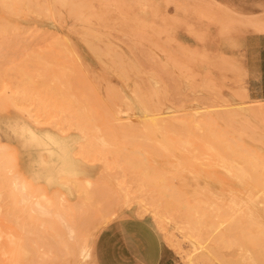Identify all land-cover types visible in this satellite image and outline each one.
<instances>
[{
    "label": "rangeland",
    "instance_id": "obj_1",
    "mask_svg": "<svg viewBox=\"0 0 264 264\" xmlns=\"http://www.w3.org/2000/svg\"><path fill=\"white\" fill-rule=\"evenodd\" d=\"M0 1L3 2L0 3V69L2 67V69L6 68V70H4L5 72L2 69V72L0 71V82L2 81L4 84L7 83V85H4L2 82V84L0 83V104L3 105H1L2 108L0 107V143L6 147L5 150L9 155L8 161H10L7 164V172L9 173H7L8 178L6 182L8 185L6 184L5 187L7 188L4 189L6 191L9 189L14 190L16 193V190L19 189L16 195L18 200L22 202L20 206H25L24 208L32 207L30 209L33 210L34 207H37L35 208L37 210L33 212L34 214L32 213L34 215L33 217L36 219L35 222L31 221L32 225L29 224L30 219L26 216L28 210H26V215L23 214L21 217L20 214V218L16 220V215L19 214H15L16 210L8 211V209H5V207L7 208L6 203H4L5 207H1V209H3L2 212L6 210L8 214L5 212L2 214L3 219L0 218V260H3L4 264H26L27 262L32 264L31 261H37L38 259L36 260V258L40 256L38 257L40 258L39 263H42L47 257L43 262H47V264H60V262L62 264H160L162 255L159 258L155 255V251L157 249L159 250L160 247L162 253H167L172 258L173 264H186L185 252L194 257L196 264H229L232 260L233 262L230 264H241L242 261H236L242 260V258H240L243 248L242 234L240 233L242 232V225H234L235 223L233 224L231 221L237 222L241 218V210L245 208V203L249 201L250 197L256 200L255 204L251 205V208L257 213L264 215V113L258 112L257 114L254 109V106L256 107L257 105L264 104V98L251 92L250 81L245 65L244 47V42L247 38L264 33V0H68L67 3L66 0H37L38 3L35 2L36 0ZM31 1L34 3L32 2L31 4ZM2 6H4L5 9ZM14 29L20 34H16ZM9 32L10 34H8ZM7 35L10 38H8ZM14 37H16L18 41H16L17 39ZM22 39L25 40L24 43L26 44L22 42L25 46L21 43V41H23ZM6 40L10 43L3 42ZM44 41L46 45H44ZM20 43L21 47H18ZM27 44L29 45L28 48L26 46ZM29 48H31V50ZM43 48L45 50L48 48L46 50L48 53L43 51ZM129 48L133 49L131 50ZM104 50L108 53L106 54ZM142 51L146 55L142 53ZM43 52L49 59L44 56ZM20 53L23 54L21 55ZM36 53L38 54L37 56H35ZM24 54H26L27 57L30 56L29 58L31 61H29L27 57H24L26 56ZM40 54L43 55V59L49 60V62L50 59H52L55 65L49 63L48 66H40L42 63L41 60L39 59L40 61H37ZM20 57H22V59ZM139 58H142L141 60L143 62ZM34 59L36 61H33ZM20 60H22L21 63ZM46 60L43 62L45 63ZM12 61L13 63H11ZM30 62L32 63L28 64ZM35 62H38L37 64L39 65H36L37 69L39 67L48 69L47 72L49 73H47L45 69H42L46 72L45 76L48 74L47 77H51L50 74H52L53 77L51 78H55L54 82L58 83V86L56 85L57 91L53 90V93L51 92L52 90L48 91L50 87L47 86L51 85L46 84L48 81L44 82V78L42 77L43 71H39L38 73L35 69L36 67H32L34 69L29 71L31 70L30 65L33 66ZM47 62L45 64H47ZM121 65L124 68H128V66L132 67L127 71V68L122 69L123 67ZM15 66H17V71L15 70ZM47 67H50V69ZM134 67L136 72L134 71ZM12 68H14V72H12ZM7 70H9V74L11 75L8 74ZM19 70L23 72L20 71L19 73ZM66 70L70 75H68V73L66 74ZM137 70L139 71L138 73ZM33 71H36V74ZM70 71H74V73ZM121 72H124L125 76L124 73ZM15 73L18 74L16 75ZM60 73L62 74L59 77L62 76L64 79L58 78L57 80L56 75ZM1 74L4 76L3 78ZM21 74H25V76ZM65 74L68 78L64 76ZM28 75L34 76L31 79ZM35 75L37 76L35 77ZM75 76L76 79L74 78ZM130 76H132V78ZM18 77L20 79H18ZM23 77L27 78H24L25 82L27 80L26 84L22 81L24 80ZM60 79L63 81L65 80L68 85H66L67 83L64 84L61 82L63 84H61V86L59 83ZM69 79L72 82H70ZM12 80L17 83L15 84ZM32 80L34 82H32ZM48 80L50 81V79ZM28 81H31L33 84L29 85ZM137 81L139 82L137 83ZM51 82L52 86H55L53 80L50 81V84ZM44 83L46 86H44ZM72 83L73 85L71 86ZM77 83L81 85L78 86ZM35 85L37 86L35 87ZM65 85L66 87H63ZM3 86L5 87L3 88ZM76 86H78V88ZM13 87L14 89L19 87V89H16L19 93V97L18 95L15 96V94L18 93L12 89ZM112 87L115 88L112 89ZM88 88H91L90 91ZM118 88L120 90H118ZM20 89L22 91L24 90L23 94L27 93V95L21 94L22 91H20ZM44 89L46 91H44ZM59 89H62L67 95L70 94L69 97H73L71 100L68 99L71 103H68V101L65 103L66 101L61 100L64 99L62 97L59 99L56 98L57 95H54V93H60ZM68 89H72V91ZM141 89L144 90V92ZM5 92L7 94L10 92L12 94L9 93L5 95ZM33 92L35 97L31 98L34 96L32 94ZM29 94H31L30 97ZM84 96H88V99L83 98ZM42 97L46 100L44 99L42 101ZM4 98L6 100H4ZM24 98H26L28 104L25 103V100H23ZM52 98L54 99L53 101ZM34 99L38 102L34 101ZM47 99H49V104H47ZM55 99H57V101H55ZM74 99L76 102L73 103L72 101ZM148 99H150V101H148ZM83 100L85 101L82 102ZM86 100L89 103V107H91L90 109L95 111L94 113L88 109L89 107H86L88 104ZM46 101L47 103H44ZM57 102L60 105H58ZM76 103L81 107H77ZM46 104L48 107H46ZM68 104L71 106L67 107ZM64 105H66V107ZM73 105H76L77 108H74ZM43 106L47 109L45 110ZM53 106L57 109L54 108L55 110H52L51 108H53ZM59 107L60 110L63 109L61 111H65V113L63 112L61 114L60 111L59 114L57 111ZM71 107L74 108L75 111L74 109L72 110L73 112L70 111ZM118 108H120V110ZM246 108L249 110V113L252 111L254 116L252 113H247L248 110H246ZM80 109L84 111H80ZM128 109L131 112H128ZM68 110L69 112H67ZM36 111L38 113H36ZM209 111L230 113L233 114L237 120L241 121L242 119V141H239L242 142V147L245 149L244 151L247 150L246 153H248L252 161L255 162V166H258V169L249 166V168L252 169V174L256 171L255 169L259 171V182L257 184L250 185V178L248 177H253L251 173H249V176L242 177V170H244V168L249 170L248 164L243 158H223L222 156H226V151L223 148H217L219 146L212 142L206 144L209 140H207L208 138L203 131L190 130L183 127H168L161 122L155 124L157 125L155 126L149 121V117L152 115L172 114L175 117L189 118L191 117L190 114L194 115L196 112L198 114L203 112L206 115ZM79 112H85V116L92 114L94 117L96 116L101 119L99 121L97 118H90L92 116L90 115L88 118L90 120H85L83 119V115H78ZM124 112L126 114H124ZM41 114L43 115L41 116ZM72 117L75 120H73ZM55 120L57 122H55ZM116 120L120 122H116ZM61 123L62 127L60 128ZM86 124L93 125V129L91 126H86ZM83 126L87 129L81 130ZM145 126L147 128L146 130L143 129ZM74 127L77 130H74ZM130 127L132 129H130ZM158 128L161 129V132ZM58 129H62L61 131L64 132L62 133L58 131ZM177 130L178 132H176ZM93 131L97 133H93ZM164 132H166L167 135H165ZM188 132L191 133L189 134ZM84 133H86V135ZM120 133H123V135ZM144 133H147L148 136L149 134L153 135H150L151 139H147L144 138ZM31 134L38 135L35 140L38 146L34 147L33 152L28 153L29 149H32V146H30L28 142L30 141L29 137ZM136 134H138V137ZM140 134L141 136H139ZM125 139L128 141L126 142ZM177 139L188 142L189 146L186 147V145H188L187 143L183 145ZM117 140L121 142H117ZM95 141L97 142L96 144ZM122 141H125L127 145ZM155 141H157V144ZM159 141L160 143L162 142L160 144L162 147L169 142L168 145L165 146L168 152H165L166 149L162 147H157V145L160 146ZM136 142H138L139 146L144 148V150L146 148L145 145L148 143L151 148L147 147L148 149L146 148V150H142V152V148L140 149ZM142 142L148 143L143 144ZM140 143L145 147L141 146ZM86 145H88V147H86ZM132 145L134 148H132ZM153 145L155 147H153ZM180 145L186 148H183V150ZM209 145H214L213 149L216 151L210 150ZM80 146L85 147L83 148L84 150L79 149L82 148ZM96 146H98V148ZM106 146L109 150H107ZM157 148L158 150H156ZM102 149H105L104 151L107 150L105 153L103 151L106 155L101 153ZM186 149L189 151L185 152ZM192 149H195L196 153L193 152L195 155L191 153ZM197 150H199V153ZM218 150L221 154L220 157L218 156L219 153H217ZM63 151L67 153L65 154V157L67 156L66 158H63ZM116 151L121 153V155H118L119 153L117 154ZM125 152L129 155V158L126 157V154L123 155ZM38 153H40V158H38ZM99 153L102 157L104 156L103 159L99 156ZM189 153L191 156H189ZM97 154H99L98 157ZM197 154H201V156L198 157ZM203 154H205L204 156L206 157H203ZM111 155L113 156L112 159ZM131 155H133V157ZM138 155L139 157H137ZM141 155L145 157L142 158ZM209 155L210 157H208ZM14 156L20 158L19 163H13V160L16 158H14ZM120 156L125 161H118L120 160ZM115 157L117 158L114 159ZM191 157L193 159H190ZM130 158L132 160H129ZM144 158L146 162H149L146 163L147 166L143 163L147 168L140 163ZM96 159L98 160L97 162ZM177 159L180 161L178 162ZM134 160L136 163L133 162ZM192 160H195L194 163ZM229 160H233V162L231 163ZM108 161L112 162L113 165ZM131 161L133 162V166H130ZM45 162H48V164L46 165ZM35 163H39L38 166H34ZM42 163H44V166ZM239 164L243 166H241L242 169ZM60 165H63L64 168L62 167L61 169ZM71 165L73 167H71ZM134 165L135 168H133ZM148 166L155 170L151 171L152 169L150 170ZM58 167L61 171L64 170L63 174ZM69 167H71L69 169L71 172L66 173ZM230 167L232 169H230ZM36 168H39V170H36ZM238 168H240V170ZM137 169L139 171H136ZM228 169L231 171H227ZM133 170L134 173H132ZM33 172L39 177H37L35 173L33 174ZM144 172H146V174ZM160 172L164 177L161 176L162 174ZM71 173H73V175ZM10 174L13 175L14 182L10 178ZM123 174L125 175L124 177ZM157 174H159V176ZM143 175H145V179L142 178L144 177ZM156 176H161L162 178L157 177V180V178H155ZM28 177L30 178V182L27 180ZM147 177H149V179H147ZM150 178L151 182H149ZM153 178H155L156 181H152ZM61 179H65V181ZM84 180L88 182V187ZM142 180H145L143 184L141 183ZM120 181H123L122 184ZM11 182L13 183L12 185H10ZM148 182L150 187L146 184ZM154 182L156 183V187L154 186L153 189ZM29 183L31 186H29ZM42 183H46L45 186ZM102 183H104V185ZM128 183H131L130 186ZM77 184H79L78 188H75L74 185L77 186ZM49 185L51 186L49 187ZM101 185L104 187L101 188ZM105 185H107L109 189H107ZM135 185L136 188H134ZM161 185L166 188L162 189ZM26 186L30 189H25ZM119 186H122L121 188L123 189ZM97 187L100 188V191L106 188L103 193H106L107 195L105 194V197L108 198L105 199L103 194L99 196L100 193H96V190H98ZM132 188L135 189L134 192H132L133 190L131 191ZM156 189L159 191L162 189L163 192H156L158 191ZM93 190L96 193H93L96 195L94 198L92 196L93 194L88 195L86 193L88 196H84L86 195L83 194L84 191L92 193L94 192ZM122 190L125 192L123 193ZM140 190L142 193H139ZM79 191L83 193L78 194ZM107 192L110 195H108ZM151 192L154 193L151 194ZM125 193L126 195H124ZM24 195H26V199ZM19 197H22L24 201L27 202L23 204V199ZM90 198H93L91 199L92 201ZM112 198L114 201H112ZM97 199L101 201L99 200L98 202ZM107 199L111 206L108 204ZM96 200L98 203L95 202ZM45 201H47L51 207H47L48 203ZM29 202H33L32 206L28 205ZM113 202L114 204H112ZM79 203L84 204V207ZM99 203L101 205L103 204L102 207H100L101 205H99ZM197 203L201 204H198V206ZM233 203H235L234 206H232ZM42 204L44 205L42 206ZM54 205H57L56 207L58 208L56 209ZM194 205H196L195 209L199 208L196 210L199 213L195 212ZM64 206L66 209H63ZM106 206L108 209L104 208ZM79 207H82V209L80 210ZM89 207H91V211ZM203 207L206 208L203 209ZM231 207L235 208L232 210ZM46 208L50 209L47 210ZM72 208H74V210H72L73 212L70 210ZM40 209L41 211H39ZM99 209L101 212H99ZM104 209L106 211H103ZM191 209L196 215H193V213L190 214ZM218 209H220V211ZM203 210L206 211V214H211L208 216V219L211 217L212 221L211 218L209 220L206 219L207 216L204 215ZM218 211L220 213H218ZM238 211L239 213L241 212V215ZM12 212H14V214H11V216L10 213ZM88 212L91 215L88 214ZM81 213H85L87 219L84 217L85 215ZM101 213H103L104 216ZM237 213L239 214L238 217ZM46 214L51 215V217L53 216L50 219L52 220L50 221L52 224L48 222L50 217ZM79 214L81 216H79ZM35 215L40 216L38 218ZM186 215L189 219L191 218V221L189 219L187 220ZM191 215L193 217L197 216V218L202 221L201 223L203 225L201 223H199L201 225H197L198 220L196 218V221L194 218L192 219ZM231 215L235 216L233 217L235 220H231ZM17 216L19 217V215ZM77 216H79V220ZM203 216H205V221H203ZM89 217L91 218L90 221ZM40 218L43 219V223L39 221L42 220ZM55 218L58 220L62 219V222L57 221V219L54 221ZM25 219H28L26 220L28 224L25 222ZM76 219L78 221H75ZM7 220H10V222ZM44 220H46L47 224ZM80 220L84 223H80ZM192 220H194V222ZM88 221L91 222L90 225H88ZM58 222L63 225V222L69 223L66 227L70 226V236H68V231V235L65 232L68 228H61L62 225L60 226ZM207 222H213L214 224L208 223V225H206ZM54 223L58 228L54 226ZM85 223L88 226L84 225ZM227 223H231L232 226L230 224V227ZM25 224L29 225V229L33 228V226H37V229L40 230L36 231V228H33L36 230L30 229L32 230L30 235V231L28 232L29 229ZM48 224H51V226ZM77 225L79 226V230L76 231V229H78ZM83 226H86L84 230L88 228V231H84ZM234 228H236L235 231ZM24 230H27L26 233ZM8 231H10V233H7ZM35 231L37 235H34ZM39 231L43 233L40 235ZM221 233H223V235ZM14 234H16V237ZM232 236L235 238L233 239ZM238 239L239 241L237 242ZM32 240L33 242L35 241V249L33 251L34 244ZM225 241H231L230 245ZM66 242L67 245H65ZM76 242L77 246L75 244ZM232 242H234L233 245ZM50 248H52L51 251ZM69 250L72 252H69ZM41 252L44 253L45 256L47 255L42 260L41 258L44 257V254ZM64 256L65 258H63ZM237 256L238 259L236 260ZM230 258L233 259L231 260ZM35 263L38 264V262Z\"/></svg>",
    "mask_w": 264,
    "mask_h": 264
},
{
    "label": "bare ground",
    "instance_id": "obj_2",
    "mask_svg": "<svg viewBox=\"0 0 264 264\" xmlns=\"http://www.w3.org/2000/svg\"><path fill=\"white\" fill-rule=\"evenodd\" d=\"M3 1V0H2ZM8 1H10V0H8ZM35 1V0H34ZM67 1L68 0H66V3H67ZM27 2V1H26ZM32 2L33 1H31V4H32ZM35 2H37L38 3V1L36 0ZM0 3H3V2H1L0 1ZM4 3H6V2H4ZM21 3V2H20ZM34 3V2H33ZM65 3V2H64ZM7 4V3H6ZM10 4V3H9ZM22 4V3H21ZM20 5V4H19ZM6 6V5H5ZM26 6H27V3H26ZM35 6V5H34ZM33 6V7H34ZM66 6H68V5H66ZM4 9H5V7L4 6H2ZM11 7V6H10ZM10 7H8V8H10ZM32 7V6H31ZM36 8V7H35ZM34 9V8H33ZM26 10V9H25ZM46 11V10H45ZM34 12V11H33ZM24 13V12H23ZM28 14V13H27ZM22 16V15H21ZM24 16V15H23ZM26 16V15H25ZM8 26V25H7ZM1 28V27H0ZM20 28V27H19ZM15 30V29H14ZM4 31V30H3ZM10 31H11V29H10ZM16 31V30H15ZM5 32V31H4ZM14 32V31H13ZM15 33V32H14ZM17 33H19V32H17L16 31V34ZM8 34H10V32L8 33ZM13 34V33H12ZM20 34V33H19ZM21 34H23V33H21ZM44 34V33H43ZM43 34H42V36H43ZM46 34V33H45ZM15 35V34H14ZM8 36V35H7ZM5 37V36H4ZM4 37H3V39H4ZM19 37V36H18ZM8 38H10L9 36H8ZM14 38H16V37H14ZM31 38H32V36H31ZM17 39V38H16ZM21 39V38H20ZM34 39V38H33ZM8 40H10V39H8ZM15 40V39H14ZM23 40V39H22ZM45 40V39H44ZM16 41H18V39L16 40ZM15 41V42H16ZM24 41L25 40H23V41H21V43L23 42L24 43ZM47 41V40H46ZM135 41V40H134ZM4 43H6L7 42V40L6 41H3ZM14 42V41H13ZM20 42V41H19ZM18 42V43H19ZM45 42V41H44ZM7 43H10V42H7ZM17 43V42H16ZM21 43H20V46H18V44H17V46L18 47H21ZM22 43V45H24V44H26V43H24L23 44ZM29 43V42H28ZM36 44V43H35ZM42 44V43H41ZM43 45V44H42ZM44 45H46V42H45V44ZM43 45V46H44ZM1 46V45H0ZM25 46V45H24ZM23 46V47H24ZM27 46V48L29 47V45L27 44L26 45ZM35 46H39V45H35ZM129 46V45H128ZM135 46V45H134ZM23 47H22V49H23ZM25 48V47H24ZM21 49V48H20ZM21 49V50H22ZM30 50H31V48H29ZM48 49V48H47ZM46 49V50H47ZM129 49H131V48H129ZM133 49V48H132ZM131 49V50H132ZM36 50H37V52H38V49L36 48ZM44 48H43V51H45L46 53H48L47 51H46ZM107 50H109V49H107ZM111 50V49H110ZM144 50V49H143ZM24 51H25V49H24ZM29 51V50H28ZM40 51V50H39ZM104 52L107 54L108 52H106L105 50H104ZM111 52V51H110ZM137 52V51H136ZM25 53V52H24ZM30 53H32V52H30ZM39 53V52H38ZM40 53H42V52H40ZM44 53V52H43ZM142 53H144L143 51H142ZM21 54V53H20ZM23 54V53H22ZM21 54V55H22ZM51 54V53H50ZM111 54H112V52H111ZM145 54V53H144ZM24 55H26V54H24ZM30 55V54H29ZM38 54L36 53V55L35 56H37ZM146 55V54H145ZM32 56H34V55H32ZM42 56V57H41ZM44 56H45V53H44ZM114 56V55H113ZM132 56V55H131ZM134 56V55H133ZM24 57H27V55L26 56H24ZM23 57V58H24ZM30 57V56H29ZM29 57H27L28 58V60L29 61H31L30 60V58ZM39 58H38V60L37 61H40L41 60V64H40V66H48L49 65V63H53L54 64V62L52 61V59H50V62H49V60H46V59H43V55H39L38 56ZM46 58H48V56H45ZM21 59H22V57H20ZM34 58V57H33ZM37 58V57H36ZM50 58H51V56H50ZM136 58H137V56H136ZM135 58V59H136ZM31 59H32V57H31ZM40 59V60H39ZM49 59V58H48ZM114 59V58H113ZM140 60L142 59V58H139ZM145 59V58H144ZM28 60H27V62H28ZM46 60V62H47V64H45L43 61H45ZM138 60V59H137ZM19 61V60H18ZM33 61H36L35 59L33 60ZM32 61V62H33ZM142 61V60H141ZM22 62V60H20V63ZM32 62H30V63H28V64H31ZM143 62V61H142ZM11 63H13V61L11 62ZM16 63V62H15ZM20 63H18V64H20ZM38 63V62H37ZM36 62L35 63H33V66L32 65H30L31 66V68L30 67H28V68H30L31 70H29V71H32V69H34V68H32V67H36V65H38ZM44 63V64H43ZM141 63V62H140ZM17 64V63H16ZM16 64H14V65H16ZM28 64H26L27 66H29ZM34 64H35V66H34ZM131 64V63H130ZM0 65H1V63H0ZM13 65V66H14ZM21 65H23V64H21ZM55 65V64H54ZM117 65V64H116ZM24 66V65H23ZM39 66V65H38ZM120 66V65H119ZM122 66V65H121ZM128 66V65H127ZM131 66V65H130ZM135 66V65H134ZM2 67V66H1ZM16 67L17 66H15V70H16ZM19 67V66H18ZM51 67V66H50ZM50 67H47V68H49L50 69ZM114 67V66H113ZM123 67V66H122ZM132 67V66H131ZM131 67H129L128 66V68H127V71H128V69H131ZM3 68V67H2ZM1 68V69H2ZM40 68H41V70H40ZM62 68V67H61ZM126 68H122V69H126ZM0 69V71L2 72V70L4 71V70H6V68H4V69H2L1 70ZM13 69V70H12ZM11 70H12V72H14V68H12ZM36 70H37V72L39 73V71L40 72H42L45 68H42V67H39L38 69H37V67L35 68ZM43 69V70H42ZM121 69V70H122ZM10 70V69H9ZM9 70H7L8 71V74H9ZM27 70V69H26ZM46 70V72H47V70L48 69H45ZM72 70V69H71ZM136 69H135V67H134V71H135ZM17 71V70H16ZM20 71H22V70H19V73H20ZM51 71V70H50ZM59 71H60V69H59ZM61 71H63V70H61ZM117 71V70H116ZM124 71V70H123ZM5 72V71H4ZM23 72V71H22ZM34 72V71H33ZM45 71H43V75H42V77L44 78L43 80H44V82H46V81H48L46 84L47 85H51V86H47V87H50L49 89H48V91H50V90H52L51 92L53 93V90L54 91H57V87H56V85L58 86V83H55L54 82V79L55 78H51V77H53L52 76V74H50L51 75V77H47L48 76V74H46L47 76H45V73H46ZM63 72H65V71H63ZM71 73L73 72L74 73V71H70ZM115 72V71H114ZM136 72V71H135ZM139 71L137 70V73H138ZM7 73V72H6ZM35 74H36V71L34 72ZM47 73H49V72H47ZM52 73H53V71H52ZM56 73H59V72H56ZM68 73V71L66 70V74ZM121 73H124V72H121ZM120 73V74H121ZM129 73V72H128ZM13 74V73H12ZM16 74V73H15ZM18 74V73H17ZM16 74V75H17ZM62 73H60L59 75H56V77H57V80H58V78H63L62 76L61 77H59L60 75H61ZM66 74L64 75L65 77H67L66 76ZM79 74V73H78ZM2 75V74H1ZM5 75V74H4ZM7 75V74H6ZM9 75H11V74H9ZM21 75H23V76H25V74H21ZM41 75V74H40ZM68 75H70V73H68ZM127 75V74H126ZM129 75V74H128ZM131 75V74H130ZM140 75H142V74H140ZM13 76V75H12ZM15 76V75H14ZM31 79H32V77L34 76H31V75H28ZM37 75H35V77H36ZM46 78H48V79H50V81L51 80H53V82L55 83V86H52V82H51V84H50V81L48 80V79H46ZM124 76H125V73H124ZM124 76H122V77H124ZM135 76V75H134ZM137 76V75H136ZM4 76L2 75V78H3ZM6 77V76H5ZM21 77V76H20ZM73 77V76H72ZM131 78H132V76H130ZM8 78V77H7ZM10 78H11V76H10ZM27 79L26 77H23V79ZM68 78V77H67ZM71 78V77H70ZM75 79H76V76L74 77ZM80 78V77H79ZM9 79V78H8ZM18 79H20L19 77H18ZM25 79L24 80H22L23 82H25ZM35 79V78H34ZM60 79V80H61ZM64 79V78H63ZM122 79H124V78H122ZM126 79V78H125ZM129 79V78H128ZM133 79H134V77H133ZM144 79V78H143ZM5 80V79H4ZM59 80V83H60V85L62 84V83H64V84H66L67 82H65V80L63 81V80H61L60 81ZM85 80V79H84ZM106 80V79H105ZM6 81V80H5ZM10 81V80H9ZM13 81V80H12ZM21 81V82H22ZM69 81L70 82H72L70 79H69ZM76 81V80H75ZM2 82V81H1ZM0 82V83H1ZM13 82H15V81H13ZM26 82H27V80H26ZM26 82H25V84H26ZM31 81H28V83H29V85H32L33 83L32 82H34L33 80H32V82L30 83ZM43 82V81H42ZM41 82V83H42ZM62 82V83H61ZM134 82V81H133ZM133 82H132V84H133ZM139 81H137V83H138ZM3 83V82H2ZM1 83V84H2ZM17 82H15V84H16ZM19 83V82H18ZM4 84V83H3ZM6 85H7V83H5ZM4 84V85H5ZM9 84V83H8ZM43 84V83H42ZM76 84V83H75ZM21 85V84H20ZM28 85V86H29ZM63 85V84H62ZM61 85V86H62ZM66 85H68V83L66 84ZM66 85L65 86H63V87H66ZM73 85V83L71 84V86ZM77 85H78V83H77ZM81 85V84H80ZM80 85H78V86H80ZM140 85V84H139ZM11 86V85H10ZM13 86V85H12ZM34 86V85H33ZM37 85H35V87H36ZM44 86H46L45 85V83H44ZM78 86H76L77 88H78ZM113 86V85H112ZM141 86V85H140ZM139 86V87H140ZM5 86H3V88H4ZM22 87H24V86H22ZM26 87V86H25ZM29 87H32V86H29ZM28 87V88H29ZM34 87V88H35ZM53 87V88H52ZM60 87V86H59ZM63 87H60V88H63ZM135 87V86H134ZM27 88V87H26ZM25 88V89H26ZM41 88H43V87H41ZM41 88H40V91H41ZM45 88V87H44ZM82 88V87H81ZM113 88H115V87H112V89ZM141 88V87H140ZM2 89V88H1ZM12 89H14V87L12 88ZM16 89H19V87H17ZM16 89H14L15 91H16ZM22 89V88H21ZM20 89V91H22ZM33 89V88H32ZM37 89V88H36ZM56 89V90H55ZM72 89H73V87H72ZM72 89H68V90H70V91H72ZM82 89H84V88H82ZM81 89V90H82ZM89 89V88H88ZM91 89V88H90ZM90 89H89V91H90ZM110 89V88H109ZM128 89V88H127ZM146 89V88H145ZM9 90V89H8ZM38 90H39V86H38ZM118 90H120L119 88H118ZM137 90H138V88H137ZM142 90V89H141ZM1 91H3V90H1ZM13 91V90H12ZM24 91V90H23ZM23 91H22V93L21 94H23ZM35 91V90H34ZM39 91V92H40ZM44 91H46L45 89H44ZM59 91H60V93L58 94L57 92H56V94L54 93V95H57V99H59L60 97H62V98H64V99H61V100H64V101H66L65 103H67V101H68V103H71V99L73 98H71V97H69V95H67V94H65L63 91H62V89L60 90L59 89ZM62 91V92H61ZM83 91V90H82ZM92 91V90H91ZM143 92H144V90H142ZM146 91V90H145ZM17 92V91H16ZM84 92V91H83ZM136 92V91H135ZM4 93V92H3ZM6 93V92H5ZM10 93V92H9ZM8 93V94H9ZM18 93V92H17ZM38 93V92H37ZM42 93L44 94V92L42 91ZM42 93H41V95H42ZM64 93V94H63ZM74 93H76V92H74ZM86 93V92H85ZM107 93H109V92H107ZM7 93L5 94V95H8ZM10 94H12V93H10ZM33 95H34V92L32 93ZM39 94V93H38ZM62 94V95H61ZM80 94V93H79ZM88 94H89V92H88ZM145 94V93H144ZM143 94V95H144ZM16 95H18V97H19V93L18 94H15V96ZM23 95H27V93L26 94H23ZM50 95V94H49ZM48 95V96H49ZM53 95V94H52ZM61 95V96H60ZM105 95H107V94H105ZM145 95H147V94H145ZM31 96V94H29V97ZM45 96V95H44ZM43 96V97H44ZM46 96H47V94H46ZM59 96V97H58ZM72 96V95H71ZM109 96V95H108ZM122 96V95H121ZM10 97V96H9ZM22 97V96H21ZM25 97H28V96H25ZM28 97V98H29ZM35 97V95L33 96V97H31V98H34ZM42 97V101L45 99V98H43ZM67 97V98H66ZM69 97V98H68ZM88 96H84L83 98H86V99H88L87 98ZM118 97V96H117ZM17 98V97H16ZM15 98V99H16ZM27 98V99H28ZM30 98V99H31ZM47 98H50V97H47ZM66 98V99H65ZM149 98V97H148ZM1 99H3V98H1ZM14 99V100H15ZM21 99V98H20ZM40 99V98H39ZM57 99H55V101H57ZM68 99H70V100H68ZM151 99V98H150ZM150 99H148V101H150ZM4 100H6L5 98H4ZM8 100V99H7ZM17 100V99H16ZM23 100H25V103H27L26 101V98H24ZM33 100V99H32ZM46 100V99H45ZM49 99H47V101H48ZM54 99L52 98V101H53ZM153 100V99H152ZM180 100V99H179ZM22 101V100H21ZM34 101H36V102H38L37 100H35L34 99ZM47 101L46 102H44V103H47ZM70 101V102H69ZM85 100H83L82 102H84ZM87 101V100H86ZM183 101V100H182ZM20 102V101H19ZM23 102V101H22ZM40 102H41V100H40ZM51 102V101H50ZM73 103L74 102H76L75 101V99L72 101ZM91 102V101H90ZM114 102H116V101H114ZM178 102V101H177ZM21 103V102H20ZM55 103V102H54ZM59 103H60V100H59ZM79 103V102H78ZM78 103H76L77 104V107H79L80 105H78ZM87 103H88V101H87ZM148 103V102H147ZM151 103V102H150ZM168 103V102H167ZM181 103V102H180ZM19 104V103H18ZM28 104V103H27ZM47 104H49V101H48V103ZM47 104H46V107H48L47 106ZM57 104H58V102H57ZM84 104H86V103H84ZM92 104V103H91ZM182 104V103H181ZM2 104H0V107L2 108V106H1ZM35 105V104H34ZM56 105V104H55ZM54 105V106H55ZM58 105H60V104H58ZM179 105V104H178ZM177 105V107H179ZM15 106H16V104H15ZM21 106V105H20ZM53 106V108H51L52 110H55V109H57L56 107H54ZM57 106V105H56ZM65 107H66V105H64ZM68 106H71L70 104H68L67 105V107ZM74 106V105H73ZM72 106V107H73ZM93 107H95L94 105H92ZM153 106V105H152ZM151 106V107H152ZM184 106V105H183ZM44 108H45V110L47 109L45 106H43ZM49 107H50V105H49ZM51 107H52V105H51ZM63 107V106H62ZM71 107V110L70 111H72L75 107H76V105L74 106V108H72ZM76 107V108H77ZM81 107V106H80ZM79 107V108H80ZM86 107L88 108L89 107V103L86 105ZM17 108V107H16ZM35 108V107H34ZM55 108V109H54ZM91 107H89L88 109L89 110H91L93 113L95 112L93 109H90ZM126 108V107H125ZM184 108V107H183ZM245 108V107H244ZM253 108V107H252ZM119 110H120V108H118ZM127 109V108H126ZM179 109H180V107H179ZM254 109L256 110V112H257V114H258V112L259 113H264V104H260V105H257L256 107L254 106ZM61 110H63V109H61ZM60 107H59V109L57 110L58 112H59V114H60ZM83 110V109H82ZM81 109H80V111H82ZM97 110V109H96ZM246 110H248L247 108H246ZM245 110V111H246ZM253 110V109H252ZM24 111V110H23ZM27 111H29V110H27ZM32 111H34V110H32ZM41 111H43V110H41ZM74 111H75V109H74ZM84 111V110H83ZM154 111H155V109H154ZM251 111V110H250ZM26 112V111H25ZM40 112V111H39ZM46 112V111H45ZM57 112V113H58ZM64 113H65V111H63ZM62 111H61V114L63 113ZM67 112H69V110L67 111ZM73 112V111H72ZM98 112V111H97ZM128 112H131V111H129V109H128ZM195 112V111H194ZM199 112V111H198ZM36 113H38L37 111H36ZM43 113V112H42ZM82 113H84V114H82ZM90 113V112H89ZM106 113V112H105ZM118 113V112H117ZM178 113V112H177ZM181 113H183V112H181ZM180 113V114H181ZM188 113V112H187ZM247 113H249V110L247 111ZM252 113V111L249 113V114H251ZM27 114V113H26ZM54 114V113H53ZM70 114H71V112H70ZM69 114V115H70ZM124 114H126L125 112H124ZM184 114V113H183ZM189 114V113H188ZM244 114H246V113H244ZM43 114H41V116H42ZM56 115V114H55ZM64 115V114H63ZM62 115V116H63ZM78 115H83V119H85V120H90V119H88L89 118V116L90 115H92V114H90L89 116H85L86 114H85V112H79V114ZM175 115H176V113H175ZM191 115V117H189V118H181V117H175L174 115H152V116H150L149 117V121L150 122H152L154 125L155 124H159V122H161L162 124L164 123V124H166V126H168V127H183V128H187V129H190V130H196V131H203L205 134H206V137L208 138L207 140H209L208 141V143H206V144H209V143H213V144H217L219 147H217V148H223L226 152V156L224 155V156H222L223 158H239V159H244V161L248 164V169L249 170H246L245 168H244V170H242V177L244 178V177H246L247 175L249 176V173H251V171H252V169L251 168H255L256 166H255V162L254 161H252V159H251V157H250V155L248 154V153H246V151H244L245 149H244V147H242V142H240V141H242V119H241V121L240 120H237L236 118H235V116L233 115V114H230V113H225V112H216V111H209L208 113H206V115L202 112V113H197L196 112V114H194V115H192V114H190ZM252 115L254 116V114L252 113ZM264 115V114H263ZM62 116H61V118H62ZM67 116H68V113H67ZM71 116V115H70ZM93 116V117H92ZM90 118H97L99 121H100V119L98 118V117H94V115H92ZM105 116V115H104ZM249 116V115H248ZM81 117V116H80ZM86 117V118H85ZM138 117V116H137ZM140 117V116H139ZM55 118V117H54ZM70 118V117H69ZM79 118V117H78ZM82 118V117H81ZM104 118V117H103ZM145 118V117H144ZM50 119V118H49ZM52 119V118H51ZM63 119H64V117H63ZM72 119H73V117H72ZM82 119V120H83ZM118 119V118H117ZM132 119V118H131ZM135 119V118H134ZM139 119V118H138ZM145 119H147V118H145ZM18 120V119H17ZM36 120V119H35ZM34 120V121H35ZM54 120V119H53ZM52 120V121H53ZM57 120V119H56ZM55 120V122H57ZM69 120H71V119H69ZM68 120V121H69ZM73 120H75V119H73ZM81 120V119H80ZM110 120V119H109ZM113 120V119H112ZM31 121V120H30ZM77 121V120H76ZM84 121V120H83ZM82 121V122H83ZM134 121V120H133ZM142 121H143V119H142ZM141 121V122H142ZM39 122H41V121H39ZM60 122V121H59ZM71 122V121H70ZM78 122V121H77ZM89 122V121H88ZM116 122H120V121H117L116 120ZM140 122V123H141ZM36 123V122H35ZM41 123H43V122H41ZM40 123V124H41ZM48 123V122H47ZM54 123V122H53ZM64 123V122H63ZM75 123V122H74ZM123 123V122H122ZM137 123V122H136ZM140 123H138V124H140ZM144 123V122H143ZM148 123V122H147ZM68 124V123H67ZM66 124V125H67ZM70 124V123H69ZM82 124V123H81ZM120 124V123H119ZM124 124H126V123H124ZM145 124V123H144ZM149 124V123H148ZM50 125V124H49ZM53 125V124H52ZM72 125V124H71ZM77 125H78V123H77ZM95 125V124H94ZM128 125V124H127ZM133 125V124H132ZM141 125V124H140ZM55 126V125H54ZM68 126V125H67ZM66 126V127H67ZM75 126H76V123H75ZM86 126H91V125H87L86 124ZM112 126V125H111ZM129 126V125H128ZM127 126V127H128ZM143 126V125H142ZM141 126V127H142ZM148 126V125H147ZM155 126H157V125H155ZM160 126V125H159ZM163 126V125H162ZM62 127V123H61V125H60V128ZM72 127V126H71ZM85 126H83L82 128H81V130L82 129H87V128H84ZM92 127V129H93V125L91 126ZM133 127V126H132ZM140 127V128H141ZM10 128V127H9ZM79 128V127H78ZM96 128V127H95ZM94 128V129H95ZM139 128V127H138ZM166 128V127H165ZM165 128H163V129H165ZM55 129H57V128H55ZM76 128L74 127V130H75ZM116 129V128H115ZM130 129H132L131 127H130ZM134 129V128H133ZM142 129V128H141ZM143 129H147L146 128V126H145V128L143 127ZM158 129H160V128H158ZM62 129H58V131H61ZM77 130V129H76ZM102 130V129H101ZM118 130V129H117ZM122 130H124V129H122ZM144 130V131H145ZM148 130H150V129H148ZM171 130V129H170ZM173 130V129H172ZM104 131V130H103ZM103 131H102V133H103ZM135 131V130H134ZM158 131V130H157ZM163 131V130H162ZM62 132V131H61ZM64 132V131H63ZM62 132V133H63ZM78 132V131H77ZM111 132V131H110ZM123 132V131H122ZM125 132V131H124ZM133 132V131H132ZM149 132V131H148ZM150 132H152L151 130H150ZM160 132H161V129H160ZM176 132H178V130L176 131ZM93 133H97V132H94L93 131ZM100 133V132H99ZM101 133V134H102ZM108 133H109V131H108ZM134 133V132H133ZM158 133V132H157ZM165 133V135H167L166 134V132H164ZM189 133V132H188ZM191 133V132H190ZM189 133V134H190ZM85 135H86V133H84ZM120 134H122L123 135V133H120ZM119 134V135H120ZM145 134V133H144ZM170 134V133H169ZM198 134V133H197ZM84 135V136H85ZM112 135V134H111ZM121 135V136H122ZM150 135L151 134H149V136H148V134L146 133L145 134V137L144 138H150ZM153 135V134H152ZM151 135V136H152ZM159 135V134H158ZM171 135V134H170ZM173 135V134H172ZM97 136V135H96ZM136 136L138 137V134H136ZM139 136H141V134L139 135ZM144 136V135H143ZM142 136V137H143ZM146 136H148V137H146ZM161 136V135H160ZM162 136H164V135H162ZM203 136V135H202ZM38 137V135L37 134H31L30 135V141H28L30 144V146H32V149L30 148L29 149V152L28 153H31V152H33L34 151V147H36V146H38V144H36L35 143V140H36V138ZM103 137V136H102ZM110 137H113V136H110ZM127 137V136H126ZM189 137V136H188ZM99 138V137H98ZM104 138V137H103ZM140 138V137H139ZM139 138H138V140H139ZM166 138H167V136H166ZM64 139V138H63ZM90 139H92V138H90ZM106 139V138H105ZM112 139V138H111ZM131 139V138H130ZM129 139V140H130ZM151 139V138H150ZM169 139H171V138H169ZM191 139V138H190ZM204 139V138H203ZM121 140H123V139H121ZM137 140V139H136ZM137 140V141H138ZM177 140H179L180 142H181V144H183V145H186V143L188 144V142H184V141H182V140H180V139H177ZM176 140V141H177ZM205 140V139H204ZM240 140V141H239ZM21 141H23V140H21ZM20 141V142H21ZM64 141V140H63ZM89 141V140H88ZM119 140H117V142H118ZM125 141H126V139H125ZM125 141H122L123 143L125 142ZM128 141V140H127ZM126 141V142H127ZM145 141V140H144ZM166 141V140H165ZM179 141H177V142H179ZM199 141H201V140H199ZM26 143H28L27 141H25ZM25 142H23V143H25ZM90 142H91V140H90ZM119 142H121V141H119ZM124 143L125 145H127V143ZM156 142V144H157V141H155ZM170 142H171V140H170ZM97 142L95 141V144H96ZM112 143H114V142H112ZM123 143H121V144H123ZM143 144H145V143H148V142H142ZM162 143V142H161ZM160 143V141H159V145L161 144ZM169 143V142H168ZM168 143L167 144H165V146L166 145H168ZM185 143V144H184ZM8 144V143H7ZM79 145H81L80 143H78ZM92 144H93V142H92ZM128 144H129V142H128ZM136 144H138V142H136ZM171 144H172V142H171ZM191 144V143H190ZM9 145V144H8ZM28 145V146H29ZM91 145V144H90ZM140 145L141 146H143L141 143H140ZM170 145V144H169ZM176 145H177V143H176ZM7 146V145H6ZM63 146V145H62ZM83 146V145H82ZM82 146H80V147H82ZM102 146V145H101ZM100 146V147H101ZM129 146V145H128ZM133 146V145H132ZM137 146V145H136ZM138 146H139V144H138ZM146 146V148L147 147H150V144L148 143L147 145H145ZM145 146H143V147H145ZM152 146V145H151ZM165 146H158L157 145V147H162V148H164V149H166V151L165 150H163V151H165V152H168L167 150V147H165ZM181 146V145H180ZM189 146V144L188 145H186V147H188ZM216 146V145H215ZM86 147H88V145H86ZM97 148H98V146H96ZM153 147H155L154 145H153ZM182 147V149L183 148H186L185 146L183 147V146H181ZM191 147V146H190ZM189 147V148H190ZM193 147V146H192ZM205 147H206V145H205ZM208 147V146H207ZM209 147H210V150H213V151H216V150H214L213 149V147H214V145H209ZM9 148V147H8ZM22 148V147H21ZM46 148V147H45ZM79 148V147H78ZM83 148H85V147H82V148H79V149H83ZM103 148V147H102ZM105 148V147H104ZM106 148H107V146H106ZM131 148V147H130ZM132 148H134V146L132 147ZM139 148L141 149L142 147H140L139 146ZM146 148H145V150H146ZM151 148V147H150ZM6 147L4 146V145H2L1 143H0V218L1 219H3V213H7L8 214V212L5 210L4 212H2L3 211V209H1V207L2 206H4V203H6L7 205V208L5 207V209H8V211H11V210H16V213L15 214H17V213H19V214H17V215H19V217L16 215V220L17 219H19L20 218V214H21V217H22V215L23 214H25V213H27V211L26 210H28V214L26 215V216H28L29 217V219H30V222H29V224H31V221L32 222H35L36 221V219H35V217H33L34 215V211L35 210H37V209H35V208H37V207H34V210L33 209H30V208H32V207H27V208H24L23 206H20L21 205V203L22 202H20V200H18V198H17V195L16 194H18V190H16L17 191V193L16 192H14V190H5L4 188H7V187H5L6 186V184L8 185V183L6 182L7 181V178H8V174L7 173H9V172H7L8 170H7V164H8V162H10V161H8L9 160V155H8V153L6 152ZM10 149H11V146H10ZM23 149H24V147H23ZM87 149V148H86ZM90 149V148H89ZM110 149H113V148H110ZM148 149V148H147ZM196 149H198V148H196ZM205 149V148H204ZM84 150V149H83ZM82 150V151H83ZM98 150V149H97ZM105 150V149H104ZM103 149L101 150L102 152V154L103 155H106V154H104L107 150H109L108 148H107V150L106 151H104ZM142 150H144V148H142L141 149V151ZM144 150V151H145ZM155 150V149H154ZM156 150H158V148L156 149ZM184 150V149H183ZM199 150H201V149H199ZM199 150H197L198 151V153H199ZM208 150V149H207ZM209 150V151H210ZM222 150V149H221ZM62 151V150H61ZM95 152H97L96 150H94ZM99 151V150H98ZM103 151H104V153H103ZM117 151H121V150H117ZM116 151V153L118 154L119 152H117ZM123 151V150H122ZM121 151V152H122ZM127 151V150H126ZM153 151V150H152ZM187 151H189V150H187L186 149V151L185 152H187ZM223 151V150H222ZM44 152V151H43ZM86 152V151H85ZM84 152V153H85ZM100 152V151H99ZM128 152V151H127ZM136 152V151H135ZM143 152V151H142ZM193 152H195V149L193 150L192 149V152L191 153H193ZM71 153V152H70ZM133 153V152H132ZM138 153V152H137ZM196 153V152H195ZM195 153H193V155H195ZM204 153V152H203ZM211 153V152H210ZM217 153H219V150H218V152ZM39 155H38V158H40L39 156H40V153H38ZM62 154H64L63 155V158L65 157V154H67V153H64V151H63V153ZM89 154V153H88ZM92 154V153H91ZM100 154V153H99ZM99 154H97V157H98V155ZM123 154V153H122ZM126 154V152L123 154V155H125ZM131 154V153H130ZM156 154V153H155ZM155 154H153V155H155ZM171 154V153H170ZM73 155V154H72ZM87 155V154H86ZM93 155V154H92ZM118 155H121V153H119ZM145 155V154H144ZM142 156V158L143 157H145V156ZM157 155V154H156ZM155 155V156H156ZM158 155H160V154H158ZM198 155V157L199 156H201V154H197ZM196 155V156H197ZM205 154H203V157H206V156H204ZM220 153L218 154V156L220 157ZM99 156H101V154L99 155ZM107 156H108V154H107ZM106 156V157H107ZM112 156V155H111ZM129 155H127L126 154V157H128ZM132 157H133V155H131ZM186 156V155H185ZM189 156H191V154L189 153ZM195 156V157H196ZM16 157V158H15ZM67 157V156H66ZM65 157V158H66ZM69 157V156H68ZM87 157V156H86ZM89 157V156H88ZM102 157V156H101ZM104 157V156H103ZM103 157H102V159H103ZM118 157V156H117ZM117 157H115L114 159H116ZM131 157V158H132ZM137 157H139V155L137 156ZM147 157V156H146ZM208 157H210V155L208 156ZM14 158H15V160H13V163H15V162H20V158L18 157V156H14ZM61 158V157H60ZM108 158H109V156H108ZM113 158V156L111 157V159ZM129 158V157H128ZM129 159V160H132V159ZM174 158V157H173ZM34 159V158H33ZM84 159V158H83ZM106 159V158H105ZM110 159V158H109ZM120 160H118V161H125L121 156H120V158H119ZM127 159V158H126ZM139 159V158H138ZM174 159H176V158H174ZM190 159H193L192 157L190 158ZM195 159V158H194ZM206 159V158H205ZM47 160H48V158H47ZM60 160H63V159H60ZM65 160V159H64ZM68 160H69V158H68ZM67 160V161H68ZM92 160H93V157H92ZM91 160V161H92ZM98 160H99V158H98ZM97 159H96V162L98 161ZM107 160V159H106ZM128 160V159H127ZM235 160V159H234ZM94 161V160H93ZM114 161H116V160H114ZM177 161L179 162L180 160H178L177 159ZM194 161L195 160H192V162L194 163ZM197 161V160H196ZM199 161V160H198ZM208 161V160H207ZM231 163L233 162V160H229ZM52 162V161H51ZM54 162V161H53ZM102 162V161H101ZM104 162V161H103ZM109 162V161H108ZM129 162V161H128ZM133 162H135V160L133 161ZM133 162L131 161L130 163V166H133L132 164H133ZM190 162V161H189ZM202 162H204V161H202ZM213 162V161H212ZM229 162V163H230ZM238 162H240V161H238ZM237 162V163H238ZM46 163V162H45ZM56 163V162H55ZM91 163V162H90ZM99 163V162H98ZM106 163V162H105ZM111 165H113L112 164V162H109ZM120 163V162H119ZM122 163V162H121ZM136 163V162H135ZM141 163V165H144L145 166V164L146 163H149V162H146V160H145V158L143 159V161L142 162H140ZM143 163H145V164H143ZM186 163V162H185ZM220 163V162H219ZM39 164V163H38ZM38 164L37 163H35L34 164V166H38ZM43 164V166H44V163H42ZM48 164V162L46 163V165ZM62 164H64V163H62ZM73 164V163H72ZM107 164V163H106ZM116 164V163H115ZM126 164H128V163H126ZM216 164H217V162H216ZM221 164V163H220ZM40 165H41V163H40ZM129 165V164H128ZM214 165V164H213ZM235 165V164H234ZM244 165H245V163H244ZM258 165V164H257ZM28 166V165H27ZM42 166V167H43ZM58 166V165H57ZM61 166V165H60ZM109 166V165H108ZM146 166H147V164H146ZM145 166V167H146ZM237 166H238V164H237ZM239 166H240V164H239ZM242 166V165H241ZM241 166H240V168H241ZM249 166L251 167V168H249ZM264 166V165H263ZM54 167V166H53ZM62 167H63V165L61 166V169H62ZM68 167V166H67ZM71 167H73L72 165H71ZM71 167H69V168H67L68 169V171H66V173H68V172H71V170H69ZM117 167H119V166H117ZM122 167V166H121ZM126 167V166H125ZM124 167V168H125ZM136 167H138V166H136ZM151 167V166H150ZM243 167V166H242ZM28 168V167H27ZM44 168V167H43ZM64 168V167H63ZM108 168V167H107ZM129 168V167H128ZM133 168H135V165H134V167ZM147 168V167H146ZM148 168H149V166H148ZM240 168H238L239 170H240ZM247 168V167H246ZM257 169H258V166L256 167ZM42 169V168H41ZM40 169V170H41ZM58 169H59V167H58ZM61 169H59L60 171H61ZM150 170L152 169V168H149ZM230 169H232L231 167H230ZM230 169H228L227 171H231ZM242 169V168H241ZM257 169H255L256 171L255 172H253L254 174H252L253 175V177H248V178H250V185H253V184H257L258 182H259V178H258V172L259 171H257ZM264 169V168H263ZM35 170V169H34ZM36 170H39V168L37 169L36 168ZM59 170H57V171H59ZM66 170V169H65ZM123 170V169H122ZM121 170V171H122ZM150 170H149V172H150ZM153 170H155L154 168L151 170V171H153ZM158 170V169H157ZM13 171V170H12ZM11 171V172H12ZM42 171V170H41ZM40 171V172H41ZM59 171V172H60ZM64 171V170H63ZM63 171H61L62 172V174H63ZM75 171V170H74ZM124 171V170H123ZM126 171H127V169H126ZM136 171H139L138 169L136 170ZM237 171V170H236ZM22 172V171H21ZM60 172V173H61ZM238 172V171H237ZM35 172H33V174H34ZM65 173V174H66ZM75 173V172H74ZM129 173H131V172H129ZM132 173H134V170H133V172ZM137 173H139V172H137ZM136 173V174H137ZM140 173L142 174V172L140 171ZM139 173V174H140ZM145 174H146V172H144ZM157 173V172H156ZM161 173V172H160ZM228 173H230V172H228ZM240 173V172H239ZM14 174V173H13ZM25 174V173H24ZM40 174H42V173H40ZM57 174V173H56ZM72 175H73V173H71ZM136 174H135V177H136ZM153 174V173H152ZM162 174V173H161ZM160 174V175H161ZM35 175H36V173H35ZM67 175V174H66ZM71 175V176H72ZM75 175V174H74ZM131 175V174H130ZM158 176H159V174H157ZM13 175H11L10 174V178L12 179V181L14 180V178L12 177ZM26 176V175H25ZM37 176V175H36ZM43 177H45L44 175H42ZM70 176V175H69ZM125 175L123 174V177H124ZM134 176V175H133ZM144 177H142L143 179H145V175H143ZM147 176V175H146ZM153 176H155V175H153ZM158 176H156L155 178H157ZM162 177H164L163 176V174L161 175ZM158 177V178H162V177ZM20 177V176H19ZM37 177H39V176H37ZM42 177V178H43ZM49 177V176H48ZM51 177V176H50ZM128 177V176H127ZM134 177V178H135ZM56 178V177H55ZM155 178H153V180L152 181H156L155 180ZM158 178H157V180H158ZM238 178V177H237ZM46 179H48V178H46ZM51 179V178H50ZM138 179V178H137ZM147 179H149V177H147ZM29 182H30V178L28 177V179H27ZM49 180V179H48ZM48 180H47V182H48ZM61 180H64L65 181V179H61ZM72 180V179H71ZM71 180H69V181H71ZM120 180V179H119ZM122 180V179H121ZM131 180V179H130ZM132 180H133V178H132ZM131 180V181H132ZM244 180V179H243ZM46 181V180H45ZM52 181V180H51ZM56 181H57V179H56ZM134 181V180H133ZM139 181H141V180H139ZM145 181V180H144ZM143 180H142V184H143V182H144ZM14 182V181H13ZM50 182V181H49ZM74 182V181H73ZM78 182V181H77ZM76 182V183H77ZM84 182L85 183H87V187H88V182H86L85 180H84ZM117 182V181H116ZM123 182V181H122ZM122 182L120 181V183L122 184ZM147 182V181H146ZM149 182H151V178H150V180H149ZM149 182L148 183H146L147 184V186L148 187H150V184H149ZM134 183H137V182H134ZM140 183V182H139ZM155 183V182H154ZM13 183L11 182V184L10 185H12ZM20 184V183H19ZM43 184V183H42ZM46 184V183H45ZM45 184H43L44 186H45ZM103 185H104V183H102ZM116 184H119V183H116ZM120 184V185H121ZM129 184V183H128ZM131 184V183H130ZM130 184H129V186H130ZM52 185H53V182H52ZM65 185V184H64ZM78 185L79 184H77V186L76 185H74L75 186V188H78ZM91 185V184H90ZM89 185V186H90ZM95 185V184H94ZM103 185H101V188H103L104 186ZM156 185V183L153 185V189H154V186ZM14 186V185H13ZM28 186V185H27ZM25 187V189H27L29 186H31V184L29 183V186L28 187ZM51 185H49V187H50ZM74 186H73V189H74ZM85 186H86V184H85ZM100 186V185H99ZM128 186V187H129ZM140 186V185H139ZM146 186V188L148 189V187ZM152 186V185H151ZM162 186V185H161ZM12 187V186H11ZM64 187V186H63ZM96 187V186H95ZM105 187H107V189H109V187L107 186V185H105ZM120 188L122 187V186H119ZM156 187V186H155ZM48 188V187H47ZM69 188V187H68ZM130 188V187H129ZM134 188H136V185H135V187ZM145 188V187H144ZM161 188V187H160ZM166 187H164V186H162V189H165ZM168 188V187H167ZM16 189V188H15ZM28 189H30V188H28ZM37 189V188H36ZM39 189V188H38ZM88 189V188H87ZM93 189H95V188H93ZM97 189L98 190H96V193H100L99 194V196L101 195V194H103V196H104V198L106 199V198H108V197H105V194L103 193L104 192V190L106 189H104V190H102L101 189V191H102V193H101V191L99 190L100 188H98L97 187ZM121 189H123V188H121ZM127 189V188H126ZM137 189H139V188H137ZM141 189H142V187H141ZM158 189H159V187H158ZM158 189H156V190H158ZM162 189H160V191H162L163 192V190ZM80 190H81V187H80ZM90 190V189H89ZM92 190V189H91ZM133 190V191H132ZM134 190L135 189H131V191L132 192H134ZM144 190V189H143ZM30 191V190H29ZM77 191H78V189H77ZM87 191V190H86ZM94 191V190H93ZM98 191V192H97ZM100 191V192H99ZM108 191V190H107ZM118 191V190H117ZM160 191L158 190V191H156V192H159L160 193ZM204 191V190H203ZM231 191V190H230ZM22 192V191H21ZM36 192V191H35ZM38 192V191H37ZM42 192V191H41ZM89 192V191H88ZM88 192H85L84 191V193L83 192H78V194L80 193H83V194H93V193H95V191L94 192H92V193H88ZM110 192V191H109ZM114 192V191H113ZM122 192L124 193L125 191H123L122 190ZM138 192V191H137ZM20 193V192H19ZM29 193V192H28ZM76 193V192H75ZM95 193V194H96ZM108 193V192H107ZM139 193H142L141 192V190H140V192ZM144 193V192H143ZM149 193V192H148ZM152 193H154V192H151V194ZM22 194H24V193H22ZM84 195V196H88V195ZM95 194H93L92 196H93V198L96 196ZM29 195V194H28ZM33 195V194H32ZM53 195H56V194H53ZM107 195V194H106ZM108 195H110L109 193H108ZM124 195H126V193L124 194ZM20 196V195H19ZM43 196V195H42ZM97 196H98V194H97ZM98 196V197H99ZM113 196V195H112ZM26 197V195H24V198ZM33 197V196H32ZM53 197H55V196H53ZM114 197H116V196H114ZM20 198V197H19ZM34 198V197H33ZM40 198V197H39ZM41 198H43V197H41ZM85 198H87V197H85ZM84 198V199H85ZM93 198H90V200L91 199H93ZM20 199H23L22 197L20 198ZM26 199V198H25ZM37 199V198H36ZM96 199V198H95ZM102 199V198H101ZM113 199V198H112ZM29 200V199H28ZM34 200V199H33ZM33 200H31V201H33ZM39 200H41V199H39ZM49 200V199H48ZM98 200V199H97ZM97 200L95 201V202H97ZM100 200V199H99ZM99 200H98V202H99ZM218 200H219V198H218ZM221 200V199H220ZM22 201V200H21ZM23 201H24V199H23ZM30 201V200H29ZM59 201V200H58ZM65 201V200H64ZM92 201V200H91ZM94 201V200H93ZM101 201V200H100ZM107 201H108V199H107ZM111 201V200H110ZM112 201H114V199L112 200ZM111 201V202H112ZM115 201H116V198H115ZM242 201V200H241ZM255 198L253 199V198H251L250 197V199H249V201L248 202H246L245 203V208L243 209L242 208V215L239 213V211H238V213L241 215L240 217V219L237 221V222H235V221H231V223H235L234 225H242V232H240L241 234H242V256L240 257V258H242V260H237L238 259V256H237V258H236V262H238V261H242V263L241 264H264V215H261V214H259V213H257L254 209H252L251 208V205H253V204H255ZM25 202H27V201H24L23 202V204L25 203ZM42 202V201H41ZM45 202H47V201H45ZM49 202H50V200H49ZM67 202V201H66ZM90 202V201H89ZM95 202H94V204H95ZM97 202V203H98ZM199 202V201H198ZM202 202V201H201ZM31 202H29V206H32V203L30 204ZM48 203V202H47ZM51 203V202H50ZM68 203V202H67ZM93 203V202H92ZM65 204V203H64ZM80 204V203H79ZM90 204V203H89ZM108 204H109V201H108ZM112 204H114V202L112 203ZM198 204H201V203H197V205ZM215 204V203H214ZM229 204H231V203H229ZM261 204V203H260ZM44 204H42V206H43ZM45 205H47V204H45ZM62 205V204H61ZM60 205V207L62 208V206ZM68 205V204H67ZM80 205H82V207H84V204H80ZM96 205V204H95ZM94 205V206H95ZM98 205V204H97ZM99 205H101L100 203H99ZM103 205V204H102ZM102 205L100 206V207H102ZM110 205V204H109ZM235 205V203H233L232 204V206H234ZM237 205V204H236ZM39 206H40V204H39ZM48 206H50V204L48 203V205H47V207ZM57 206V205H56ZM55 205H54V207H56ZM86 206V205H85ZM88 206H90V205H88ZM111 206V205H110ZM195 206L196 205H194V210H195V212H198V211H196V210H198L199 208H196L195 209ZM199 206V205H198ZM204 206H205V204H204ZM215 206V205H214ZM3 207V208H4ZM45 207V206H44ZM51 207V206H50ZM82 207L80 208L79 207V209L81 210L82 209ZM92 207V206H91ZM91 207H89V210H90V208ZM99 207V208H100ZM219 207V206H218ZM217 207V208H218ZM227 207V206H226ZM236 207H238V206H236ZM40 208H43V207H40ZM58 207H56V209H57ZM96 208V207H95ZM97 208H98V206H97ZM104 208H107L108 209V207L106 206V207H104ZM109 208H111V207H109ZM204 208H206V207H203V209ZM235 208V207H234ZM234 208H232L231 207V209L233 210ZM240 208V207H239ZM44 209V208H43ZM42 209V210H43ZM47 209V208H46ZM50 208H48L47 210H49ZM55 209V210H56ZM63 209H66V207L64 206V208ZM101 209V208H100ZM99 209V210H100ZM237 209V208H236ZM33 210V211H32ZM52 210V209H51ZM71 211L72 210H74V208H72V209H70ZM79 210V211H80ZM102 210V209H101ZM101 210L99 211V212H101ZM206 210V209H205ZM219 211H220V209H218ZM228 210V209H227ZM39 211H41V209L39 210ZM38 211V212H39ZM45 211V210H44ZM57 211V210H56ZM68 211V210H67ZM91 211V210H90ZM103 211H106L105 209L103 210ZM102 211V212H103ZM109 211V210H108ZM193 210L191 209V212H190V214L191 213H193V215L195 214L194 213V211L192 212ZM204 211V210H203ZM207 211V210H206ZM206 211H204V215H206L207 217H206V219H208V216L209 215H211V214H206ZM214 211V210H213ZM218 211V213H220ZM223 211H225V210H223ZM235 211V210H234ZM38 212H36V213H38ZM73 212V211H72ZM71 212V213H72ZM87 212V211H86ZM94 212V211H93ZM209 212V211H208ZM207 212V213H208ZM211 212V211H210ZM226 212V211H225ZM33 213V214H32ZM35 213V214H36ZM80 213V212H79ZM188 213H189V210H188ZM199 213V212H198ZM237 213V217H238V214ZM11 214H14V212H12V213H10V215ZM53 214V213H52ZM81 214H84L85 215V213H81ZM87 214V213H86ZM88 214H90L89 212H88ZM88 214H87V216H88ZM103 216H104V214L103 213H101ZM215 214H216V212H215ZM47 215V214H46ZM53 215H55V214H53ZM91 215V214H90ZM196 215V214H195ZM199 215H202V214H199ZM214 215V214H213ZM212 215V216H213ZM12 216V215H11ZM35 216H37L38 218H39V216L40 215H35ZM47 216H49L50 218H49V221L48 222H50V221H52V220H50L52 217H51V215H47ZM79 216H81L80 214H79ZM79 216H77L78 217V220H79ZM190 216V215H189ZM232 216V215H231ZM42 217V216H41ZM60 217V216H59ZM84 217H86V215L84 216ZM94 217V216H93ZM191 217H192V219L194 218V220L196 221V219L198 220L197 222H198V224L197 225H201L202 223V221L201 220H199V218H197V216L196 217H193L192 215H191ZM204 217L205 216H203V219H204ZM233 217H235L234 215L232 216V219L231 220H233L234 218ZM14 218V219H15ZM24 218V217H23ZM22 218V219H23ZM45 218V217H44ZM61 218V217H60ZM71 218V217H70ZM82 218V217H81ZM100 218H102V217H100ZM105 218V217H104ZM186 218H187V220L189 219V217H187V215H186ZM196 218V219H195ZM211 217H209V219H210ZM21 219V220H22ZM40 219H42V218H40ZM56 219L57 218H55V220L54 221H56ZM83 219V218H82ZM86 219H87V217H86ZM93 219V218H92ZM97 219H99V218H97ZM106 219V218H105ZM105 219H103V220H105ZM191 219V218H190ZM189 219V220H190ZM200 219H202V218H200ZM208 219V220H209ZM227 219V218H226ZM26 220H28V219H25V222H26ZM77 219L75 220V221H78ZM84 220H85V218H84ZM83 220V221H84ZM91 220V218L89 217V221ZM111 220H113V219H111ZM194 220H192L193 222H194ZM235 220V219H234ZM8 222H10V220H7ZM20 221V220H19ZM18 221V222H19ZM39 221H43V219L42 220H39ZM45 221V223H46V220H44ZM53 221V222H54ZM57 221H61L62 222V219H57ZM72 221V220H71ZM88 221V222H89ZM191 221V220H190ZM203 221H205V219L203 220ZM211 221H212V218H211ZM230 221V220H229ZM229 221H228V223H229ZM16 222V221H15ZM24 222V221H23ZM24 222V223H25ZM38 222V221H37ZM58 222V223H59ZM80 223L82 222V220H80L79 221ZM88 222H86V223H88ZM109 222V221H108ZM27 223V222H26ZM43 223V222H42ZM51 223V222H50ZM64 223V225L62 224V223H59L60 224V226L62 225V227L61 228H64V229H66V228H68V229H66V233H67V235H68V232H69V235L68 236H70V226L68 227H66V225H69V223H65V222H63ZM78 223V222H77ZM80 223H78V224H80ZM82 223H84V222H82ZM84 224V225H87V224ZM199 223H201V224H199ZM203 223H205V222H203ZM208 223L210 224V223H212V224H214L213 222H207V224L206 225H208ZM224 223V222H223ZM227 223V224H228ZM230 223V224H231ZM0 224H1V222H0ZM20 224V223H19ZM28 224V223H27ZM27 224H25V225H27ZM47 224V223H46ZM52 224V223H51ZM51 224L49 225V226H51ZM91 224V222H89L88 223V225H90ZM108 224V223H107ZM193 224V223H192ZM220 224H222V223H220ZM230 224H228L229 226H230ZM32 225V224H31ZM36 225H37V223H36ZM42 225V224H41ZM45 225V224H44ZM71 225H72V223H71ZM87 225V226H88ZM203 225V224H202ZM205 225V224H204ZM43 226V225H42ZM49 226H47V227H49ZM54 226H55V223H54ZM65 226V227H64ZM78 226V225H77ZM81 226H82V224H81ZM80 226V227H81ZM105 226V225H104ZM231 226H232V224H231ZM230 226V227H231ZM4 227H6V226H4ZM26 227H28V229H29V225H27ZM55 227H57V226H55ZM86 227V226H85ZM84 226H83V230H84V228H85ZM234 227V226H233ZM235 227H238V226H235ZM1 228H2V226H1ZM33 228H36L37 229V226L36 227H34L33 226ZM33 228H30V229H32V230H36V229H33ZM40 228H42V227H40ZM58 228V227H57ZM56 228V229H57ZM76 228V227H75ZM241 228V227H240ZM239 228V229H240ZM9 229V228H8ZM14 229V228H13ZM27 229V230H28ZM28 230V232H29V234L31 233V231L32 230ZM44 229V228H43ZM47 229V228H46ZM49 229V228H48ZM88 229V228H87ZM87 229H85L84 231H86ZM235 229L236 228H234V231H235ZM238 229V228H237ZM19 230H21V229H19ZM26 230V231H27ZM38 230H40V229H37L36 231H38ZM51 230V229H50ZM77 230H79V226H78V229H76V231ZM225 230V229H224ZM25 231V230H24ZM26 231H25V233H26ZM36 231H35V233H36ZM68 231V232H67ZM72 231V230H71ZM81 231V230H80ZM88 231V230H87ZM226 231V230H225ZM234 231H233V233H234ZM5 232V231H4ZM15 232V231H14ZM48 232V231H47ZM75 232V231H74ZM221 232H223V231H221ZM227 232V231H226ZM7 233H10V231H8ZM34 233V235H37V233L35 234ZM39 233H40V231H39ZM43 233V232H42ZM42 233H40V235L42 234ZM45 233H46V231H45ZM61 233V232H60ZM73 233V232H72ZM71 233V234H72ZM79 233V232H78ZM81 233V232H80ZM82 233H84V232H82ZM230 233V232H229ZM47 234H49V233H47ZM62 234H64V233H62ZM222 235H223V233H221ZM228 234V233H227ZM239 234V233H238ZM15 235V237H16V234H14ZM31 235V234H30ZM56 235V234H55ZM59 235V234H58ZM230 235V234H229ZM233 235V234H232ZM45 236H46V234H45ZM67 236V238H68V240H69V237ZM81 236V235H80ZM11 237V236H10ZM18 237V236H17ZM37 237V236H36ZM36 237H34V238H36ZM39 237V236H38ZM51 237V236H50ZM62 237H63V235H62ZM73 237V236H72ZM233 237V236H232ZM241 237V236H240ZM1 238V237H0ZM40 238V237H39ZM64 238V237H63ZM76 238V237H75ZM223 238V237H222ZM222 238H221V240H222ZM235 237H233V239H234ZM29 239V238H28ZM43 239V238H42ZM42 239H40V240H42ZM2 240V239H1ZM6 240V239H5ZM30 240V239H29ZM63 240V239H62ZM225 240V239H224ZM240 240H241V238H240ZM11 241V240H10ZM45 241V240H44ZM54 241V240H53ZM56 241H58V240H56ZM64 241V240H63ZM70 241V240H69ZM239 241V239L237 240V242ZM7 242V241H6ZM32 242H33V240H32ZM35 242V241H34ZM33 242V244H34V248L32 249V251L35 249V243ZM37 242V241H36ZM48 242V241H47ZM55 242V241H54ZM225 242H227V241H225ZM230 242L231 241H228L227 243L230 245ZM236 242V243H237ZM2 243H4V242H2ZM15 243V242H14ZM13 243V244H14ZM31 243V242H30ZM30 243H29V245H30ZM224 243V242H223ZM40 244H41V242H40ZM76 244V246H77V242L75 243ZM234 244V242H232V245ZM238 244V243H237ZM11 245V244H10ZM9 245V246H10ZM27 245V244H26ZM43 245V244H42ZM42 245H41V247H42ZM45 245V244H44ZM48 245V244H47ZM56 245V244H55ZM65 245H67V242H66V244ZM79 245V244H78ZM32 246V245H31ZM37 246V245H36ZM49 246V245H48ZM59 246V245H58ZM75 246V247H76ZM1 247V246H0ZM168 247H169V245H168ZM37 248V247H36ZM66 248V247H65ZM1 249H3V248H1ZM38 249V248H37ZM51 249L52 248H50V251H51ZM67 249V248H66ZM78 250V249H77ZM38 251V250H37ZM68 251V250H67ZM66 251V252H67ZM71 250H69V252H70ZM184 251V250H183ZM35 252V251H34ZM72 252V251H71ZM80 252V251H79ZM13 253V252H12ZM42 253V252H41ZM186 253V257H185V259H186V264H196V262H195V259H194V257L191 255V254H187V252H185ZM42 254H44V253H42ZM155 255H156V257H160L161 256V249H160V247H159V250L157 249L156 251H155ZM4 256V255H3ZM16 256V255H15ZM20 256V255H19ZM38 256V255H37ZM47 256V255H46ZM45 256V254H44V257H42L41 258V260L43 259V258H45L46 257ZM53 256V255H52ZM68 256V255H67ZM38 257H40V256H38ZM36 258V260L37 261H35V262H38V264H47V262L46 263H43L44 261H45V259H47V257L43 260V262L42 263H39L40 262V258ZM73 257V256H72ZM71 257V258H72ZM63 258H65V256L63 257ZM6 259V258H5ZM231 260L233 259V258H230ZM229 259V260H230ZM8 260V259H7ZM230 260V261H231ZM234 260H235V258H234ZM24 261V260H23ZM31 261V260H30ZM46 261H48V260H46ZM26 262V261H25ZM35 262H32L31 261V263L33 264V263H35ZM233 262V260L231 261V262H229V264L230 263H232ZM235 262V263H236ZM22 263V262H21ZM29 262H27L26 264H28ZM0 264H4V261L3 260H0ZM8 264V263H7ZM20 264V263H19ZM25 264V263H24ZM30 264V263H29ZM35 264H37V263H35ZM60 264H62L61 262H60Z\"/></svg>",
    "mask_w": 264,
    "mask_h": 264
},
{
    "label": "crops",
    "instance_id": "obj_3",
    "mask_svg": "<svg viewBox=\"0 0 264 264\" xmlns=\"http://www.w3.org/2000/svg\"><path fill=\"white\" fill-rule=\"evenodd\" d=\"M245 65L251 92L264 98V33L247 38L244 42ZM160 264H173L167 253H162Z\"/></svg>",
    "mask_w": 264,
    "mask_h": 264
}]
</instances>
